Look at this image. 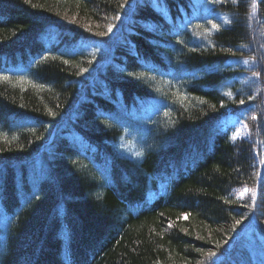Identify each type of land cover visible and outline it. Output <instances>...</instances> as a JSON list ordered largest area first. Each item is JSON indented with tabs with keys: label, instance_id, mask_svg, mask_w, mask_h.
<instances>
[{
	"label": "trees",
	"instance_id": "trees-1",
	"mask_svg": "<svg viewBox=\"0 0 264 264\" xmlns=\"http://www.w3.org/2000/svg\"><path fill=\"white\" fill-rule=\"evenodd\" d=\"M4 76L0 264H264V0H0Z\"/></svg>",
	"mask_w": 264,
	"mask_h": 264
},
{
	"label": "rangeland",
	"instance_id": "rangeland-1",
	"mask_svg": "<svg viewBox=\"0 0 264 264\" xmlns=\"http://www.w3.org/2000/svg\"><path fill=\"white\" fill-rule=\"evenodd\" d=\"M159 112V106L153 105L150 108L146 107L140 116L139 122L142 126H149V122L152 116L156 115ZM222 131L227 132L229 129L234 130L235 135L237 136H245L246 128L242 121L237 119V117L233 115L227 116L222 122ZM130 130L120 138L117 148L120 152H123L129 156H135L139 151V146H141V140L138 137V133L136 131Z\"/></svg>",
	"mask_w": 264,
	"mask_h": 264
},
{
	"label": "snow or ice",
	"instance_id": "snow-or-ice-1",
	"mask_svg": "<svg viewBox=\"0 0 264 264\" xmlns=\"http://www.w3.org/2000/svg\"><path fill=\"white\" fill-rule=\"evenodd\" d=\"M29 2H30V0H25V3H29ZM214 2H215V0H214ZM233 2H235V0H233ZM121 6H123V5H121ZM213 27H217V26H216V25H213ZM108 30H109V32L112 30V25H109ZM177 43H180V41H177ZM45 59H46V57H45ZM65 62H67V61H65ZM244 63H248V61H244ZM83 71H87V70L84 69ZM253 75H258V74H257V73H254ZM0 79H8V77L4 76V77H0ZM228 95H231V93H228ZM240 103L243 104L244 101L241 100ZM53 115H54V114H53ZM252 119H256V117L253 116ZM246 126H247V125H245V127H246ZM137 155H138V156H139V155H142V153H137ZM243 191H244V192H248V191H250V190L247 189V188H245ZM242 194H243V193H242ZM237 223H239V221H237ZM169 226L171 227V225H169ZM209 255H210V256H214L215 253H209Z\"/></svg>",
	"mask_w": 264,
	"mask_h": 264
}]
</instances>
